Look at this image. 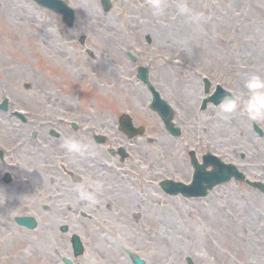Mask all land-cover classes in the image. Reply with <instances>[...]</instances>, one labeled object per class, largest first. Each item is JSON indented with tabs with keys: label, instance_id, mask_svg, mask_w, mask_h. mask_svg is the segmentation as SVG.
<instances>
[{
	"label": "rangeland",
	"instance_id": "rangeland-1",
	"mask_svg": "<svg viewBox=\"0 0 264 264\" xmlns=\"http://www.w3.org/2000/svg\"><path fill=\"white\" fill-rule=\"evenodd\" d=\"M64 1L76 13L71 28L34 0H0V104L8 99V108L0 111V146L12 149L43 130L9 116L14 108L32 111L37 122L63 116L95 123L119 143L89 142L88 151L74 158L100 166L93 178L104 187L96 204L79 205L77 194L56 201L51 194L73 183L66 175L50 182L45 166L39 180L4 168L0 178L8 172L12 180L0 181V264H66L65 258L71 264H133L124 249L144 264H264V193L258 188L231 179L204 197L185 198L158 186L163 178L191 181L190 150L198 161L210 152L234 164L246 179L264 183V121L243 114L224 121L220 104L200 109L206 96L202 77L211 82L209 91L217 83L232 95L243 91L250 74L264 78V0H166L160 15H153L147 0H109L108 11L101 0ZM182 3L195 19L179 14ZM97 16L101 21L94 23ZM106 18L117 27L116 47L94 36ZM44 38L53 40V53L43 50ZM143 49L144 54L136 51ZM172 60L177 65H168ZM136 65H148L151 82L164 78L163 94L158 93L172 107L178 136L148 107L152 96L136 77ZM121 113L144 131L132 137L117 131ZM21 126L26 131L12 133ZM29 145L19 146L7 166L21 160V152L34 159L27 154ZM107 147H123L130 155L120 162ZM34 150L43 149L35 145ZM27 168L37 171L32 164ZM66 204L72 210H63ZM52 205L57 212L48 208ZM30 215L37 222L33 229L14 221ZM73 233L84 248L77 258L71 254Z\"/></svg>",
	"mask_w": 264,
	"mask_h": 264
},
{
	"label": "flooded vegetation",
	"instance_id": "flooded-vegetation-1",
	"mask_svg": "<svg viewBox=\"0 0 264 264\" xmlns=\"http://www.w3.org/2000/svg\"><path fill=\"white\" fill-rule=\"evenodd\" d=\"M138 53H146L143 50L142 51H138ZM153 56L151 55L149 59H152ZM129 60H131V57L129 56ZM135 60L137 61L136 57ZM133 61V60H131ZM139 66V65H137ZM136 66V67H137ZM164 79V78H163ZM160 81H153V83L156 85L157 87V91H162V80ZM164 81V80H163ZM7 107H8V101H7ZM14 111V110H13ZM9 112V116H16L19 117L22 121H26L29 124H36L39 127H42V131L37 135L36 132H33L32 134H30L29 138H25L24 141L23 140H18V144L16 145V147H13L12 149H5L4 147L0 146V173L3 171L4 173V168L7 167H12V169H17L18 172H16V175L18 177H20V173L25 174V173H29L31 176H34L35 178H37L38 180L41 179V176L39 174V171L41 172L43 170V166H45V171H47L46 175H48L51 181L53 182V180H55L56 178H63L65 175L68 176L67 178H69V180L72 181L73 185L70 186V188H65L64 191H54L51 196H55L56 198H61V197H65V196H75L76 192L74 191L75 187L77 185L80 184H94V178L93 175H96V173L100 174V170L96 171V168H99L100 166H96L93 165L92 168L91 166H86V165H91L89 163H82V162H76L74 160L75 157H73L67 150L65 147V142L69 139H75L79 142H81L82 144L86 145L89 148V142H93L96 143L98 145H102V144H107V141H112L114 143H119V139L115 136H112V140L109 139V136L106 134V132H104L103 130L100 131V129L98 128L99 126L95 125V123H83L81 124V122L76 118H69V117H56V122L53 121H38L36 120L35 117H32V111H28L25 110V113L21 114V115H17L15 114V112ZM35 118V119H33ZM117 131L121 132V129L119 127H116ZM19 133H23L24 131H26V128H22L18 127V129H13L12 133L15 134L16 132ZM97 133H102L97 134ZM123 132H121L122 134ZM124 134V133H123ZM100 135L102 136L101 138L102 141L101 142H97L95 140L96 136ZM20 139V137H19ZM24 142H26L29 146L27 148V154L30 155V157L34 158V159H30L29 157L27 158L26 153L21 152L19 153V155L21 156V160H17L14 162H11L8 166H7V160H11L10 158L15 154L16 155V151L17 148H19V146H21L22 144H24ZM101 143V144H100ZM35 145L37 147H41L43 150H40L39 152L35 151ZM3 146V145H2ZM117 150L115 151L114 148L111 147H107L106 151L111 155V156H117L119 158L120 162H123V160H121L120 157V148L122 147H116ZM87 152V151H86ZM127 152V151H126ZM85 154V153H84ZM88 155V153H86V156ZM127 155H130L127 152ZM126 155V156H127ZM89 156V155H88ZM87 156V157H88ZM86 157V158H87ZM90 157V156H89ZM46 159H64L65 162H61L59 160V163L57 165H53V164H47L45 161H47ZM32 164V167L37 169L36 170H32V169H28L27 167ZM45 164V165H43ZM105 166V165H104ZM104 169H107L106 167H104ZM37 172V173H36ZM51 172H53L54 176L49 175ZM8 174V175H7ZM104 174H106V172H104ZM82 175V176H81ZM38 176V177H37ZM104 176V175H103ZM106 177H108V175H105ZM7 177V179H6ZM96 177V176H95ZM11 176L10 174L7 172L5 173V175H3V178H0V181L2 183H11ZM106 182V181H105ZM73 191V192H72ZM3 192V191H0ZM74 194H72V193ZM60 199H57L56 201H58ZM85 201H79V205L84 204ZM88 203V202H87ZM67 207L63 208L66 209L67 211L72 210L70 207V205L66 204ZM83 206V205H82ZM48 208H52L54 209L55 212L58 211V209L56 208L55 205L49 206ZM44 210L47 209L46 205H44L43 207ZM62 209V208H60Z\"/></svg>",
	"mask_w": 264,
	"mask_h": 264
},
{
	"label": "water",
	"instance_id": "water-1",
	"mask_svg": "<svg viewBox=\"0 0 264 264\" xmlns=\"http://www.w3.org/2000/svg\"><path fill=\"white\" fill-rule=\"evenodd\" d=\"M36 3L43 7H47L49 9H52V11L56 13L62 14V20L67 26H71L72 22L74 20V11L63 1V0H35ZM103 9L108 10L110 8V3L108 0H102ZM82 42L83 39H80ZM144 81L146 80V76L144 75L142 77ZM230 95L226 90H223L221 88H218L213 95L209 98L214 101V103L220 102L225 96ZM155 100L153 102V108L155 107L158 109L157 112L161 115V118L163 122L165 123V126L167 129L171 130L173 134H178L177 131L172 130V125L170 122H168L171 118L170 110L168 109V106L164 103V101L160 100L157 95H155ZM120 122L122 126H131L130 118L126 115H123L120 119ZM130 134L135 135L136 133H142V129H133L129 130ZM211 156L208 154L204 156V163L198 164L194 158H192L191 162L192 165L195 168V172L193 173V181L190 185L184 186L180 183H173L171 181H163L161 182L162 188L170 193H177L181 192L182 194L186 196H203L206 194V189H211L215 184H219L220 182H225L227 180H230L231 176H234L235 179L241 180L243 179V176L241 173H239L232 165L223 164L220 162L219 159L214 158L211 159ZM210 158V159H208ZM208 159V161L206 160ZM213 165V169L211 171H205V167L208 165ZM249 184L258 187L262 192H264V185L260 182L252 183L249 182ZM16 221L19 224H22L24 226H27L29 228L34 227V222L30 218H16ZM66 228L62 227V232L65 231ZM72 247L74 255H80L83 252L82 245L80 243V239L77 235H72L71 237ZM131 259L135 264H144V261H142L137 256L130 253ZM66 262L69 264L70 261L66 259Z\"/></svg>",
	"mask_w": 264,
	"mask_h": 264
},
{
	"label": "clouds",
	"instance_id": "clouds-1",
	"mask_svg": "<svg viewBox=\"0 0 264 264\" xmlns=\"http://www.w3.org/2000/svg\"><path fill=\"white\" fill-rule=\"evenodd\" d=\"M147 6L152 10L153 15H160L166 9V0H147ZM180 15L196 18V13L192 11L187 3L178 5ZM243 114L250 121H264V78L255 73L250 74L245 80L243 91L233 95L225 96L219 108V115L224 121H229L233 117ZM66 150L73 156L79 157L88 147L75 139L65 142ZM102 181L94 184L77 185L74 191L81 201L90 204L98 202V196L103 193Z\"/></svg>",
	"mask_w": 264,
	"mask_h": 264
},
{
	"label": "bare ground",
	"instance_id": "bare-ground-1",
	"mask_svg": "<svg viewBox=\"0 0 264 264\" xmlns=\"http://www.w3.org/2000/svg\"><path fill=\"white\" fill-rule=\"evenodd\" d=\"M92 20H94V23H95L96 21H99V20L101 21V18L99 16H97V17L93 18ZM95 28H96L95 30L98 32V35L94 34V36L98 41L102 42L107 47H109L108 46L109 43L114 45V47H116V44H119V41L117 40V39H119L118 33L115 31V29L117 27L115 26V23L113 22L112 19H110V18L104 19L103 24H98L97 27H95ZM110 28L114 29V31L113 32L109 31ZM105 42H107V43H105ZM41 46H43L42 47L43 50L47 49V51L50 53L54 52V49L51 47V46H53V40L49 41V40H46L44 38V40L41 42ZM169 65L171 66L172 64H169ZM163 66H165V65H163ZM106 69H107V67H106ZM108 72L114 73V72H112V70L110 68H109ZM240 78L243 79L242 77H240ZM244 78H246V76ZM123 80L127 81L126 78H123ZM162 86H163V83H162ZM191 88H192V86H191ZM191 88L186 87V90L190 91ZM196 88H194V89L197 90ZM228 139H232L231 135L228 136ZM88 159L93 160V157L91 156ZM107 206L109 207V204H107Z\"/></svg>",
	"mask_w": 264,
	"mask_h": 264
}]
</instances>
